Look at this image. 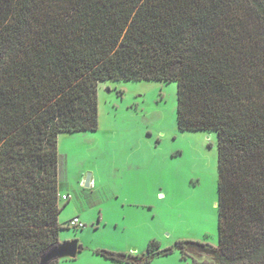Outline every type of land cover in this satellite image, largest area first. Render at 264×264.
Returning <instances> with one entry per match:
<instances>
[{
    "label": "trees",
    "instance_id": "1",
    "mask_svg": "<svg viewBox=\"0 0 264 264\" xmlns=\"http://www.w3.org/2000/svg\"><path fill=\"white\" fill-rule=\"evenodd\" d=\"M108 82H174L179 131L217 135L219 245L98 254L264 264V0H0V264L61 244L58 138L98 131Z\"/></svg>",
    "mask_w": 264,
    "mask_h": 264
},
{
    "label": "rangeland",
    "instance_id": "2",
    "mask_svg": "<svg viewBox=\"0 0 264 264\" xmlns=\"http://www.w3.org/2000/svg\"><path fill=\"white\" fill-rule=\"evenodd\" d=\"M218 138L178 129L176 83L99 84V128L61 134L59 241H78L76 260L117 264L98 254L131 257L177 242L219 245ZM92 177L91 189L84 187ZM79 218L85 229L68 228ZM212 264L208 258L200 263ZM149 264H191L176 251Z\"/></svg>",
    "mask_w": 264,
    "mask_h": 264
},
{
    "label": "water",
    "instance_id": "3",
    "mask_svg": "<svg viewBox=\"0 0 264 264\" xmlns=\"http://www.w3.org/2000/svg\"><path fill=\"white\" fill-rule=\"evenodd\" d=\"M92 177L86 178L84 187L91 189ZM79 243L78 241H71L67 243H61L57 248L51 250L45 254L40 261V264H51L53 262H60L63 260H76L79 254Z\"/></svg>",
    "mask_w": 264,
    "mask_h": 264
},
{
    "label": "built area",
    "instance_id": "4",
    "mask_svg": "<svg viewBox=\"0 0 264 264\" xmlns=\"http://www.w3.org/2000/svg\"><path fill=\"white\" fill-rule=\"evenodd\" d=\"M62 200L67 201L68 198L66 196H62ZM69 228H74V229H85V225L81 222V220L79 218H73L70 222H69Z\"/></svg>",
    "mask_w": 264,
    "mask_h": 264
},
{
    "label": "crops",
    "instance_id": "5",
    "mask_svg": "<svg viewBox=\"0 0 264 264\" xmlns=\"http://www.w3.org/2000/svg\"><path fill=\"white\" fill-rule=\"evenodd\" d=\"M64 196V195H63Z\"/></svg>",
    "mask_w": 264,
    "mask_h": 264
}]
</instances>
